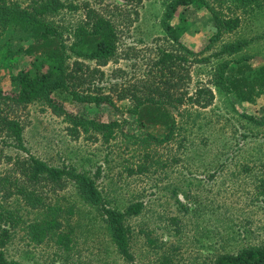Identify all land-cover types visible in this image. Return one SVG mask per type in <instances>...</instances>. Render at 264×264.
<instances>
[{"label":"rangeland","instance_id":"1","mask_svg":"<svg viewBox=\"0 0 264 264\" xmlns=\"http://www.w3.org/2000/svg\"><path fill=\"white\" fill-rule=\"evenodd\" d=\"M16 1L29 0L5 3ZM66 1L79 7L48 19L66 29L67 44L74 26L90 19L88 9L91 16L109 19L117 31V52L107 63L80 59L79 70L75 57L67 60L77 70L71 89L74 83L80 93L113 98L114 105L103 103L100 110L105 120L117 121L116 133L108 142L100 134L97 140L92 133L75 136L68 117L46 99L2 104L23 126L27 150L11 145L5 133L0 136V210L13 218L0 227V251L21 264H215L222 254L264 246V89L251 101L227 89L232 76H252L264 66V0L176 3L168 20L174 0ZM235 16L240 18L235 29L220 26ZM30 37L19 25L0 34V88L5 91H18V74L46 61L25 50ZM164 52L181 59L164 63ZM130 92L173 94L174 126H142L129 111L134 100L119 98ZM56 94L66 109L79 114L92 116L98 109L72 100L70 89ZM189 96L201 103H191ZM28 154L69 174L89 176L101 193L97 201L72 176L64 189H50L46 182L35 187L46 206L62 208L61 231L72 238L68 249L55 236L42 243L29 236L28 225L49 212L32 207L19 193V186L33 189L14 165ZM137 201L143 202L141 211L123 220L129 228V259L114 243L103 208L125 211Z\"/></svg>","mask_w":264,"mask_h":264},{"label":"trees","instance_id":"2","mask_svg":"<svg viewBox=\"0 0 264 264\" xmlns=\"http://www.w3.org/2000/svg\"><path fill=\"white\" fill-rule=\"evenodd\" d=\"M195 0H174L175 5L167 10L165 18L171 15L172 9L176 3H190ZM236 4L249 5L257 3V0H232ZM6 0H0V34L9 26H26L31 35L32 43L26 47V51L36 57L42 55L46 57L40 64L34 63L23 69L16 77L19 89L16 92L5 91L0 88V136L11 138L13 146L26 151L27 148L23 141V126L20 122L12 118L5 111L2 104L7 101H14L20 104H27L35 100L46 99L49 106L57 113L65 114L72 124L71 133L75 136L81 133L90 134L94 140L99 139L97 134L101 135L105 142L110 141L115 133L117 121L105 120L102 116L100 107L103 103L114 105L113 98L110 94L101 93H80L73 83L72 89L70 84L75 81L76 69L70 68L67 60L75 57L74 63L81 69L83 63L80 59H95L98 64L107 63L117 52V31L114 24L101 15L91 16V10L88 9L87 15L90 19L72 29L73 40L67 44L63 37L66 29L60 24L48 19L50 16L59 14L64 9H77L79 6L74 1L66 0H29L23 4L19 1L13 2L10 6L6 5ZM238 16L229 17L221 20L219 24L226 30H233L239 25ZM166 26L171 28L169 22ZM217 36L211 37L214 40ZM1 47V45H0ZM72 53V54H71ZM181 59V56L163 53L161 61L168 62L169 59ZM220 72L223 78L224 70L228 62L223 63ZM249 69V66H245ZM250 74V72L248 73ZM227 89L235 91L246 101L253 100L257 91L264 89V66L252 76L239 74L228 79ZM70 89L72 100L93 103L96 109L92 116H86L77 112L66 109L64 101L57 96L63 90ZM221 90V88H220ZM120 99L131 98L135 104L130 108V112L137 115L142 126L149 125H167L174 126L175 116L169 109L172 101H176L173 94L167 96H155L153 94L145 97L138 96L134 92L123 94ZM191 103L201 102L195 97L189 96ZM182 102V101H180ZM168 103V104H167ZM203 105H206L203 104ZM187 117L191 114L184 112ZM4 139V138H3ZM6 157V155H4ZM2 157V156H0ZM10 158V156L8 157ZM15 170L20 174L26 184L33 186L32 190L19 186V193L32 207L45 208L52 215L46 212V217L42 221H34L28 225V233L32 241L36 243L44 242L50 235L56 237L59 245L68 249L71 245L72 238L69 233L61 231L63 226L60 220V206H46L43 197L36 193V186L42 182L49 184L50 189H64L68 184V177L72 176L75 181L84 189L92 198L100 201L101 193L95 185V182L87 175L76 173L69 174L64 168L50 166L45 161L28 154L26 157H17L14 162ZM143 202L137 201L131 203L125 211L115 208L105 207L104 213L111 231V237L118 250L125 257L132 259L133 255L129 246V228L124 225V218L129 214H137L141 211ZM59 212V213H58ZM13 221L12 212L0 210V227L11 224ZM5 235L8 229L3 230ZM7 237V236H4ZM0 264H21L16 260H8L3 251H0ZM215 264H264V246L249 247L238 253H225L217 257Z\"/></svg>","mask_w":264,"mask_h":264}]
</instances>
